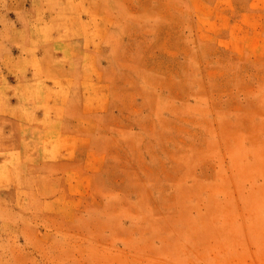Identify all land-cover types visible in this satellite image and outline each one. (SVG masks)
<instances>
[{
	"label": "rangeland",
	"instance_id": "374dc122",
	"mask_svg": "<svg viewBox=\"0 0 264 264\" xmlns=\"http://www.w3.org/2000/svg\"><path fill=\"white\" fill-rule=\"evenodd\" d=\"M0 264H264V0H0Z\"/></svg>",
	"mask_w": 264,
	"mask_h": 264
}]
</instances>
